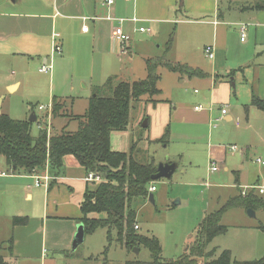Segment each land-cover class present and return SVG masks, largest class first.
Instances as JSON below:
<instances>
[{
    "label": "crops",
    "instance_id": "0c3cea01",
    "mask_svg": "<svg viewBox=\"0 0 264 264\" xmlns=\"http://www.w3.org/2000/svg\"><path fill=\"white\" fill-rule=\"evenodd\" d=\"M179 1L136 0L135 2H124L117 0L112 8V15L128 20L133 18L140 20L139 24H134L131 21L124 24L125 31L131 36V49L129 56H121L120 47L112 38V32L118 24L106 19L110 10L100 0H0L1 88H8L9 91L13 89L11 92H15L22 86V81L17 80L15 75L5 74L8 70H5L4 65L9 63L11 66L21 68L26 60L29 58L33 60L36 57L41 60L39 70L44 65L54 66L52 69V72L55 70L54 79L58 81L60 78L61 83L63 82L62 85H59V81L58 84L56 82V87L58 85L59 89L69 85V91L74 92L83 84L85 85L84 89L93 93L109 78L116 77L124 70L127 66L126 58L133 63L134 54L137 53L143 56L145 62L149 58L163 57L157 56V51L160 48L152 41V38L155 39L156 36H159L161 26L173 25L176 32L178 22L196 24L213 32L212 42L204 45L201 50L205 58L212 62L213 74L192 66L187 58L178 60L173 56V54H176V57L179 56L178 37L174 39L173 46L167 56L169 61L187 64L202 70L207 75L206 78H193L200 79L199 81L188 79L192 84L208 81L206 91L201 95L198 89H195V94L200 98L198 100L211 108L200 111L199 107L201 106H192V101L184 97L175 108L171 102L165 104L160 100L156 105L148 102L142 107L145 106V110L149 107L151 113H154V117H151L154 119L155 127L163 125L166 129L174 121L211 123L212 120L219 122L224 117V120L231 122L234 117L239 119L238 117L243 115L241 109L243 107L244 112L245 110L247 112L245 113L246 130H252L264 138V112L252 106L254 96L264 100V10L252 9L255 3L263 0H184L183 5L179 4ZM179 17H183L182 20H179ZM243 25L250 33L244 42L241 41L240 32ZM84 26L89 28L88 32L82 31ZM141 26L150 29V33H140L137 28ZM232 27L235 29H231ZM232 33L240 34L238 47L244 51V55L240 58L232 56L234 47L229 40ZM55 41L62 46L61 54L53 55ZM210 45L215 47L213 60L205 55V48ZM231 58L233 64L229 62ZM232 65L235 68H230L233 67ZM53 82H51V86ZM185 82L182 79L179 86L185 85ZM238 83H241L240 91L242 92L233 91L235 85L238 87ZM248 87L249 91L246 89ZM239 93L240 95L237 97ZM242 94L247 95L245 100H242ZM2 95L3 92H0V97ZM78 95L86 96L82 93ZM233 96L237 99L235 103H233ZM53 99L63 103L65 111H68L67 109L74 103V101L72 104L68 103L67 99L62 100L57 96ZM217 106L221 107L216 113ZM223 109H227V114L224 116L222 115ZM215 117L219 118L215 119ZM152 119L147 120L148 125L149 123L152 125ZM237 124L239 125L238 121ZM40 129L42 128L40 127ZM209 136L210 142L213 135ZM208 150L209 161L217 166L220 162H226V157L230 152V148L228 150L222 144H219V147L208 144ZM219 171L220 169L217 172ZM46 176L50 177L48 184L44 180ZM87 176L86 171L71 156L65 159V170L60 177H53L48 172H36L33 175L13 174L7 167V174L3 177H7L10 181L1 197L4 198L12 193L22 195L25 192V200L33 202L36 197L40 203L37 204L38 212H33L32 209L20 212L29 218L27 226L14 227L12 219L15 216H13L9 227L6 225L4 228H0V243L14 240L12 254L5 251L10 258L21 256L22 264H33L32 260L35 258L31 256L30 252H25L31 250L32 244L23 243L22 238L34 225H36L35 234L39 241L38 247H48L56 252L72 249L79 225L78 220L81 217L80 204L83 201L84 193L93 189L92 185L97 184V182L88 181ZM38 178L44 185L39 187L36 185L35 181ZM239 182L240 178L236 174L238 187H240ZM251 187L256 186L252 185ZM42 188L44 190H41ZM17 214L19 213L17 212ZM10 215H14V212L8 210V219L11 217ZM255 229L254 260H258L264 257V232L259 227ZM5 257L7 259V256ZM243 259V261H253ZM44 260L43 255L40 254V263L43 264Z\"/></svg>",
    "mask_w": 264,
    "mask_h": 264
},
{
    "label": "rangeland",
    "instance_id": "374dc122",
    "mask_svg": "<svg viewBox=\"0 0 264 264\" xmlns=\"http://www.w3.org/2000/svg\"><path fill=\"white\" fill-rule=\"evenodd\" d=\"M181 1L184 0H180L179 4ZM182 18L179 17V20ZM176 28L175 32L173 25L161 26L159 36L155 35L156 38H152V41L160 48L157 51V56L165 55L166 44L174 33V39L178 37L179 56L176 57V54L173 56L178 60L187 58L192 66L206 70L211 74L212 62L205 58L201 50L204 45L212 42L213 32H209V29L207 30L200 25L181 22H178ZM231 29H235V27ZM246 34V38H248L250 33L247 32ZM229 40L234 47L232 56L242 57L244 51L238 47L240 34L232 33ZM126 59L127 66L120 74L113 77L115 79L114 85L121 82L133 83L147 78L145 59L140 53L134 54L133 63ZM167 59L169 60L168 56ZM229 62L233 64V59L231 58ZM4 67L5 70H8L5 74L8 76L9 74L15 75L17 80L22 81V86L20 90L11 92L8 88H1L0 84V92H3L2 97H4L2 113L15 120H29L34 112L38 121L33 124L31 134L35 138L39 134L40 127L50 128L55 134H60L64 129L68 132L78 130V117H83L87 113L89 98L94 95L89 90L84 89L85 85L82 84L81 88L74 92L69 91V85L59 89L58 85L56 87V82L58 84L59 81V85H62L63 82L61 83L60 78L58 81L54 79L55 70L51 74L40 73L41 60L36 57L33 60L30 58L26 60L21 68L11 66L9 63ZM159 73L161 79L158 82V89L161 90V94L156 96L155 100H160L161 103L165 104L171 102L175 108L184 97L192 101V106H201L199 107L200 111L211 108L198 100L200 98L195 94V89H198L202 95L207 89L208 84L206 83L208 81L192 84L188 78L171 73L165 68H161ZM182 79L186 81L185 85L179 86ZM199 80L193 79L192 81ZM52 81L54 82L51 86ZM238 84V87L235 85L233 91L239 92L241 90V83ZM246 89L249 91V87ZM80 93L86 94L87 97L78 95ZM101 94L107 96L108 91L101 92ZM239 95L240 93L237 94V97ZM55 96L62 100L67 99L68 103L71 104L74 101L73 105L65 112L66 117L54 118L52 116V99ZM241 96L242 100L247 98L246 94ZM235 100L237 99L233 96V103ZM143 104L146 103L133 107L127 132L114 133L111 137V145L114 151L129 153L132 143L138 141L139 148L145 154L143 162H150L152 158H155L158 165L162 161L177 164L178 169L171 180L160 179L152 182L151 187L156 188V191L151 192L154 195L155 203L147 200V202L134 205L137 211L138 233L146 237H155L162 248L161 258L175 261L189 252V248L194 244L197 237L196 230L208 214L218 211L229 199L240 193H248L254 188L251 187L252 185L256 186V192L258 191L257 187L264 188V166L257 162L258 159L264 161V138L252 130H246L245 113L247 112L246 110L244 112L242 107L243 115L238 117L239 119L234 117L231 122L224 120V117L219 122L212 120L211 123L174 121L167 128L170 133L165 142H156L164 137L167 129L163 125L159 127L153 125L154 119L151 116L154 117V113H151L149 107L145 110V106L142 107ZM40 106L45 109L40 110ZM220 107L215 108L216 113L219 112L218 108ZM151 119L152 125L149 123L148 127H143L145 121ZM210 134L213 135V139L209 142ZM208 144L215 147L222 144L228 150L232 146H237L239 152H228L226 162L218 163L220 171L213 172L210 170L211 162L208 159ZM0 170L7 174V165L2 157H0ZM236 174L240 178V187L236 183ZM9 181L7 177L0 178V228H4L6 225L9 227L13 216H27L20 212H27L31 209L33 212L39 211L37 204L40 203L37 198L35 197L33 202L25 200V192L22 195L12 193L4 198L1 197ZM35 182L37 184V181ZM94 187L95 185H92V188ZM261 195L264 196V194ZM7 207L9 211L14 212V215H10L9 219ZM221 222L228 227V232L214 239L208 245L207 251L216 250L215 259L219 257L222 251L230 250L235 260L243 261V258L254 260L255 228L264 226V211H259L256 218H251L248 211L243 208L232 209L223 215ZM35 230L36 225L30 228L22 238L23 243L32 244L31 250L25 252H30L31 256L35 258L32 260L33 264H41L39 261L40 254L45 259L43 264H126L130 261L148 263L152 260V255L147 248L141 247L139 253L135 249L128 251L118 241L113 242L107 255H105L107 231L104 229L86 235L83 244L75 251L67 249L62 252L52 251L48 247H38L39 241ZM114 235L116 238V233ZM2 254L7 256V260L11 264H22L23 258L21 256L10 258L5 251ZM210 260L204 259L203 261Z\"/></svg>",
    "mask_w": 264,
    "mask_h": 264
},
{
    "label": "trees",
    "instance_id": "16d2710c",
    "mask_svg": "<svg viewBox=\"0 0 264 264\" xmlns=\"http://www.w3.org/2000/svg\"><path fill=\"white\" fill-rule=\"evenodd\" d=\"M256 11L264 10V0L252 7ZM174 42L171 35L166 44L165 55L146 60L147 78L133 83L121 82L114 85V78H109L104 85L93 92L89 108L83 117H78L79 128L76 132L64 129L60 134L52 133L49 128L40 129L35 138L31 134L33 127L29 120H15L9 115H0V157L13 174L33 175L48 172L53 177H60L65 170V159L74 157L87 175L94 174L101 181L93 189L84 193L80 204L81 217L78 224H83L85 234H93L99 229L107 231V255L114 241H118L128 251L147 248L152 260L148 263L130 261L126 264H264V257L253 261H236L230 250L221 252L214 258L216 250L207 251L213 240L228 232L222 224L223 215L236 208L264 211V196L256 187L248 193H240L231 198L218 211L208 214L198 226L197 237L189 252L178 260L162 259V248L155 237H146L135 229L137 224L136 203L149 200L151 177L158 171L155 158L143 162L145 154L134 141L130 152H117L112 149L111 137L114 133L127 132L134 106L151 102L156 105V96L161 94L158 82L159 70L165 68L181 77L206 78L200 69L187 64L174 63L167 59ZM108 91L107 96L101 92ZM252 106L264 112V100L257 96L252 99ZM247 109V108H246ZM65 106L59 100L52 103V116H64ZM170 131L166 130L162 139L164 143ZM28 217L15 216L14 227L27 226ZM264 232V226H259ZM114 233H116V238ZM14 250V240L0 243V264H11L2 254ZM211 259L210 261H203ZM201 260V262H198Z\"/></svg>",
    "mask_w": 264,
    "mask_h": 264
},
{
    "label": "built area",
    "instance_id": "2783aa9c",
    "mask_svg": "<svg viewBox=\"0 0 264 264\" xmlns=\"http://www.w3.org/2000/svg\"><path fill=\"white\" fill-rule=\"evenodd\" d=\"M109 10V14L106 17L107 20L109 21H114L117 22V26L114 28L113 32H112V38L118 43L119 47H120V55L121 56H129L130 55V49H131V36L125 31L124 29V24L127 21H131L134 24H139L140 20H138L137 18H133L131 20L125 19V18H119V17H115L114 15L111 14L112 8L113 6L116 4L117 0H100ZM124 2H135L136 0H122ZM86 19V18H85ZM89 28L87 26H84L82 28L83 32H88ZM137 30L140 33H150V29L146 28V27H138ZM241 32V41H245L246 39V33H247V27L245 25H243L240 29ZM215 47L214 46H207L205 48V55L210 59L213 60L215 58ZM63 52L62 46L61 44H59L58 42L55 41L54 45H53V55L56 54H61ZM53 67L52 66H46L44 65L39 71L41 73L44 74H49L52 72ZM40 110H44L45 108L43 106L39 107ZM197 110H199V108H197ZM51 112H52V106H51ZM227 114V109H223L222 110V115H226ZM50 130V128H49ZM238 151V147L236 146H232L230 147V152L231 153H236ZM258 163L262 164L264 166V161H262L261 159L257 160ZM211 170L213 172H217L218 166L214 163H211ZM6 176V173L2 172L0 170V177ZM45 182L48 184V182L50 181V177L46 176L44 177ZM87 180L90 182H97L99 183L101 181L100 177H96L94 174H89L87 176ZM38 187L44 185L43 183H41L40 179L38 178L37 180V184ZM150 192H154L156 190V188L154 186L150 187ZM257 190L260 192V194L264 193V188H260L258 187ZM245 194V193H244ZM136 230H139V226L136 225L135 226Z\"/></svg>",
    "mask_w": 264,
    "mask_h": 264
},
{
    "label": "water",
    "instance_id": "95a60500",
    "mask_svg": "<svg viewBox=\"0 0 264 264\" xmlns=\"http://www.w3.org/2000/svg\"><path fill=\"white\" fill-rule=\"evenodd\" d=\"M181 5H183V1H181ZM11 91H13V89H11ZM3 99L4 97L0 98V115L2 114V103H3ZM29 121L32 123L37 122V116L36 114L33 112L31 117L29 118ZM143 127H148V123L147 121H145ZM177 170V164H171V163H160L158 165V171L155 175H153L151 177L152 181H157L160 179H167V180H171L173 174L175 173V171ZM149 201L152 203H155V199H154V195L151 194ZM248 214L251 218H256V212L252 211V210H248ZM85 227L83 224H79L77 226V230L75 233V237H74V241L72 244V249L75 251L81 244H83V242L85 241ZM137 253H139L138 249H135Z\"/></svg>",
    "mask_w": 264,
    "mask_h": 264
}]
</instances>
